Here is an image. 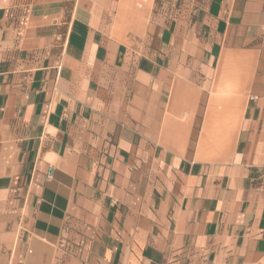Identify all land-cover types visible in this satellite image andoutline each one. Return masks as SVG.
I'll return each instance as SVG.
<instances>
[{"label": "crops", "instance_id": "crops-1", "mask_svg": "<svg viewBox=\"0 0 264 264\" xmlns=\"http://www.w3.org/2000/svg\"><path fill=\"white\" fill-rule=\"evenodd\" d=\"M0 264H264V0H0Z\"/></svg>", "mask_w": 264, "mask_h": 264}, {"label": "built area", "instance_id": "built-area-1", "mask_svg": "<svg viewBox=\"0 0 264 264\" xmlns=\"http://www.w3.org/2000/svg\"><path fill=\"white\" fill-rule=\"evenodd\" d=\"M48 178L51 179V176H49Z\"/></svg>", "mask_w": 264, "mask_h": 264}]
</instances>
